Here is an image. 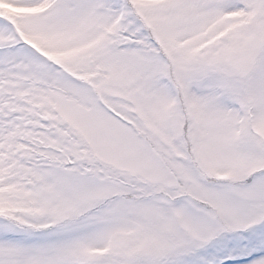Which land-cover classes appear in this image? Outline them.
I'll use <instances>...</instances> for the list:
<instances>
[{
  "label": "snow or ice",
  "instance_id": "6c2138e0",
  "mask_svg": "<svg viewBox=\"0 0 264 264\" xmlns=\"http://www.w3.org/2000/svg\"><path fill=\"white\" fill-rule=\"evenodd\" d=\"M0 264H264V0H0Z\"/></svg>",
  "mask_w": 264,
  "mask_h": 264
}]
</instances>
